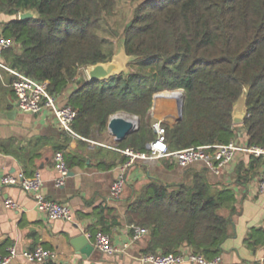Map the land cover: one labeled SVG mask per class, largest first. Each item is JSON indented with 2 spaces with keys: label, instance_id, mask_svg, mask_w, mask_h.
<instances>
[{
  "label": "trees",
  "instance_id": "trees-1",
  "mask_svg": "<svg viewBox=\"0 0 264 264\" xmlns=\"http://www.w3.org/2000/svg\"><path fill=\"white\" fill-rule=\"evenodd\" d=\"M129 1L137 6L122 32L127 55L135 57L128 75L102 82H88L81 75L87 66L108 62L113 56L101 30L115 15L119 0H0V14L11 18L2 24L1 34L15 42L2 53L4 62L46 82L55 97L75 83L65 104L77 111L72 130L84 139L94 130H106L114 115L137 116L140 127L118 143L121 149L137 152L145 151L156 138L148 124L156 93L184 92L182 120L162 125L167 149L176 151L233 141V107L246 91V144L264 150V0ZM25 10H36L38 18H14ZM64 148L56 147L55 152L63 153ZM20 158L24 170L34 159ZM263 158L251 156L247 165L239 163L236 182L248 183ZM64 159L71 169L74 159L65 155ZM126 160L121 156L119 163ZM204 172L193 171L189 181L176 184L152 178L142 188L126 217L129 224L149 233L143 255L180 254L186 247L207 260L220 256L230 220L219 211H234L236 198L231 190L213 188ZM94 214L100 228H90L91 234L109 235L111 227L119 224L106 206ZM254 236L257 243L264 242L263 230H253L245 242L248 247H253Z\"/></svg>",
  "mask_w": 264,
  "mask_h": 264
},
{
  "label": "crops",
  "instance_id": "crops-1",
  "mask_svg": "<svg viewBox=\"0 0 264 264\" xmlns=\"http://www.w3.org/2000/svg\"><path fill=\"white\" fill-rule=\"evenodd\" d=\"M10 19L0 14V34L2 24ZM0 61L5 63L2 55ZM11 81V75L0 70V178L19 173L31 176L35 171H40L43 178L42 194L44 197L68 204L73 212V220L71 222L48 220L46 216L36 211L31 194L17 187L0 185V254L6 253L10 247L21 251L42 246L57 253L56 264H143L139 258L148 246L150 236L148 233L137 241L130 242L132 224L127 222L126 217L129 206L152 178L164 184H176L184 180L189 181L193 171L205 170V178L213 188L231 190L236 198L234 211L228 209L219 211L221 216L230 220L228 237L221 246L219 264L257 263L264 242L257 243V236L251 240L253 247H248L245 242L253 230H261L264 224V194L259 193L257 189L258 179L264 174V158L254 177L243 185L236 182L235 170L241 162L248 164L251 155L245 152L238 153L232 164L218 176L208 172L199 164L182 170L169 159H161L152 163L136 162L127 172L123 194L120 198L112 200L110 199V186L115 177V168L120 164L121 155L108 148L118 143L110 136L107 128L101 133L94 130L89 139L72 137L67 140L65 133L59 129L50 114L45 112L32 115L20 110L9 86ZM75 86V83L69 84L66 90L57 97L61 100L60 105L65 104ZM241 99V105L238 106ZM245 100L244 92L235 104V113L244 114ZM163 103L161 105L169 108L170 114L160 111L155 101L149 112L150 117L155 114L157 118L165 120L174 118V121L176 118L175 101L170 103L168 100ZM167 124L172 125L174 122ZM233 125L236 128L234 141L246 147L247 137L243 122ZM61 146L65 147L63 154L66 157H72L75 163L77 160H84V163L82 166L73 163L69 169L73 175L68 176L63 187L56 188L54 186L56 171L53 155L55 148ZM32 156L34 157L32 165L24 170L23 160L20 157L28 160ZM99 164L103 167H99ZM112 164L114 165L111 168H107ZM9 198L18 204V209L5 208L4 202ZM100 206L112 209L118 219L119 224L110 229L109 235L113 244L121 246L129 243V248L125 254L113 259L102 256L98 260H92L91 257L83 259L76 253L72 241L76 236H85L90 233V228H100L98 218L94 214ZM88 241L92 245V241ZM181 252L187 255L191 250L183 247ZM15 264L35 263L18 259Z\"/></svg>",
  "mask_w": 264,
  "mask_h": 264
},
{
  "label": "built area",
  "instance_id": "built-area-1",
  "mask_svg": "<svg viewBox=\"0 0 264 264\" xmlns=\"http://www.w3.org/2000/svg\"><path fill=\"white\" fill-rule=\"evenodd\" d=\"M14 46L15 42L12 38L0 34V56L4 51L10 50ZM0 70H4L11 75L12 81L9 86L22 112L32 115H39L46 112L53 117L60 130L72 137L83 139L72 130V124L76 118L77 111L66 104H58L57 97L48 92L46 82H38L22 72L11 69L1 61ZM164 123V118H157V121L152 127L156 138L147 144L146 150L143 152H137L130 148L121 149L118 145L108 147L112 151L127 158L125 162L115 168V177L110 186V199L116 200L121 197L126 186L127 172L136 162L152 163L161 159H169L182 170L199 164L208 172L218 176L227 166L232 164L236 155L240 152H245L253 157L264 155L263 149L243 147L234 140L225 145H207L169 151L164 141L165 132L162 126ZM53 162L56 171L54 186L61 188L65 185L69 176V169L66 165L64 154L62 152H55ZM0 185L3 187H17L23 192L31 194L36 211L46 216L48 220L64 222H71L73 220V212L68 204L59 203L44 197L42 194L43 178L40 171H35L31 176H25L23 173L2 176L0 178ZM257 189L259 193L264 194V174L258 179ZM4 206L10 210L19 208L18 204L11 198L5 200ZM130 230L132 232L130 238L131 243L148 234L146 229L135 225H131ZM262 230L264 232V224ZM85 237L92 241L95 250L108 256L123 255L129 248V243L116 246L113 244L110 235L102 232H96L94 234L87 233ZM18 259L35 264L57 263L58 255L55 251L48 250L42 246L21 251L10 247L5 254L0 255V264H15ZM139 259L143 264H185L186 262L190 264H219L221 261L220 256L212 260H207L202 255H194L191 252L187 255L182 253L167 255L147 254L140 256ZM257 264H264V244Z\"/></svg>",
  "mask_w": 264,
  "mask_h": 264
},
{
  "label": "water",
  "instance_id": "water-1",
  "mask_svg": "<svg viewBox=\"0 0 264 264\" xmlns=\"http://www.w3.org/2000/svg\"><path fill=\"white\" fill-rule=\"evenodd\" d=\"M37 18H38V13L36 12V10H25L18 14V20L20 21L32 20ZM134 60H135L134 56L127 55L124 46V41H122L121 46L113 54L110 61L105 63H97L92 66H87L84 69L85 75L87 77V81L102 82L120 75H128L129 74L128 65L130 62H133ZM160 97L167 98V100L172 99L173 101H175L176 104L175 123L180 122L182 120L184 95L179 92H172L169 95H162V94L154 95L153 102H155ZM245 97H246V91H245ZM245 117H246V105H245L244 114L242 115L235 113V105H234L233 113H232L233 124L242 123ZM137 129L138 128L136 127L135 123H133L131 120L119 116L111 117L107 124V131L110 134V136L114 138L116 143H121L125 141L126 138L129 135H131L133 132H135ZM72 175L73 174L69 172V176ZM72 245L76 253L80 255L81 258L83 259L91 257L92 260H98L102 257L112 258V259L119 257V256H108L106 254L100 253L99 251L95 250L94 247L89 243L88 239L83 235L76 236L72 241Z\"/></svg>",
  "mask_w": 264,
  "mask_h": 264
},
{
  "label": "rangeland",
  "instance_id": "rangeland-1",
  "mask_svg": "<svg viewBox=\"0 0 264 264\" xmlns=\"http://www.w3.org/2000/svg\"><path fill=\"white\" fill-rule=\"evenodd\" d=\"M137 6V3L130 2L129 0H119L118 6L115 11V15L111 18H109L102 26L101 30V36L105 41V47L112 50L114 53L118 50V48L121 46L123 37L122 32L124 27L131 21L133 12L135 7ZM18 16H15L14 18H17ZM132 69H134L132 67ZM81 75L83 78L86 79V75L84 70H81ZM172 92H179L184 95V92L182 90H164L156 93L155 95H169ZM61 100H58L57 103L60 104ZM153 106V105H152ZM152 108V107H151ZM151 110V109H150ZM162 111V110H160ZM116 116L123 117L125 119L131 120L136 124V127H140V121L137 116L129 115L125 113H119ZM157 121V115L154 114L153 117H150L149 114V120L148 124L150 128L152 129L153 124ZM174 122L173 119L168 118L165 120V123ZM153 130V129H152Z\"/></svg>",
  "mask_w": 264,
  "mask_h": 264
},
{
  "label": "bare ground",
  "instance_id": "bare-ground-1",
  "mask_svg": "<svg viewBox=\"0 0 264 264\" xmlns=\"http://www.w3.org/2000/svg\"><path fill=\"white\" fill-rule=\"evenodd\" d=\"M164 101H168L167 100V98H158L157 100H156V102L158 103V105H159V110H162L163 112H165V114H170V109L169 108H166L165 106L163 107V105H161V104H164L163 102ZM170 101V103H172L173 101H172V99H170L169 100ZM241 102H242V99L239 101V103H238V106H240L241 105ZM168 103V102H167ZM166 103V104H167ZM156 112V111H155ZM164 114V113H163ZM171 119V118H170ZM174 119V118H173Z\"/></svg>",
  "mask_w": 264,
  "mask_h": 264
}]
</instances>
